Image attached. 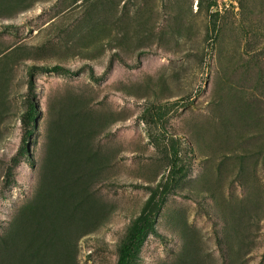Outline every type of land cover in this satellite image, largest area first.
Segmentation results:
<instances>
[{"label": "rangeland", "instance_id": "374dc122", "mask_svg": "<svg viewBox=\"0 0 264 264\" xmlns=\"http://www.w3.org/2000/svg\"><path fill=\"white\" fill-rule=\"evenodd\" d=\"M264 264V0H0V264Z\"/></svg>", "mask_w": 264, "mask_h": 264}, {"label": "trees", "instance_id": "16d2710c", "mask_svg": "<svg viewBox=\"0 0 264 264\" xmlns=\"http://www.w3.org/2000/svg\"><path fill=\"white\" fill-rule=\"evenodd\" d=\"M168 140L170 152L168 175L151 189L149 198L140 214L134 219L122 244L117 264H130L147 238L155 232L157 219L167 202L168 196L185 171L180 157L178 138L171 136Z\"/></svg>", "mask_w": 264, "mask_h": 264}]
</instances>
